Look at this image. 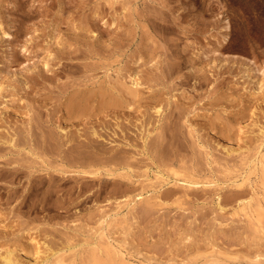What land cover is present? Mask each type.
<instances>
[{
  "label": "rangeland",
  "instance_id": "374dc122",
  "mask_svg": "<svg viewBox=\"0 0 264 264\" xmlns=\"http://www.w3.org/2000/svg\"><path fill=\"white\" fill-rule=\"evenodd\" d=\"M225 19L230 27L227 41L221 43L220 26ZM104 22L117 24L118 30L102 36L105 53L100 63H94L97 60L88 57L92 33L98 32L90 26ZM3 33L11 37L4 39ZM120 40L119 50L112 48ZM66 44L76 50L71 60L63 55L69 51ZM49 53L55 58L50 66L61 77L54 83L28 80L43 69ZM233 56L251 60L257 78L263 77L264 0H0V136L20 139L30 128L37 132L35 122L50 113L61 115L63 122L56 100L59 91L84 81L85 67L93 65L98 66L93 77L99 81H127L133 69L143 70L144 96L153 90L164 108L161 115L147 107L106 110L95 123L102 129L98 130L108 144L105 148L120 145L132 157L130 171H117L130 180L114 179L128 187L110 183L113 179L102 170L98 180L74 174L58 193L62 199L71 195V200L65 199L63 205L55 199L50 204L28 201L24 207L13 199L15 190L20 193L27 186L25 173L20 184L0 176V264L8 249L14 264H73L92 242L101 221L114 215L117 204L132 199L108 231L125 247L131 264H264V235L256 232L251 214L243 216L239 203L252 199V210L255 198L263 203L261 191H256V197L252 193L257 179L250 177L247 182V177L255 153L264 150V94L263 98L253 95L252 87L241 80L238 63L226 62L222 67L212 63L215 58ZM139 59L142 64L137 66ZM170 62L177 67L171 75L166 69ZM146 78H153L151 84L145 83ZM175 104L183 109L180 119L179 111L174 113L175 137H170V131L164 134L168 147L160 153L152 145H157L166 126L170 130L165 118ZM84 117L75 122L80 134L88 133L93 121ZM48 161L50 166L56 164ZM0 163L1 168L3 160ZM188 177L197 185L185 181ZM151 183L156 191L149 189ZM79 184L86 189H77ZM41 204L49 210L71 204V211L27 212L30 205L40 208ZM46 258L49 262H44Z\"/></svg>",
  "mask_w": 264,
  "mask_h": 264
},
{
  "label": "bare ground",
  "instance_id": "6f19581e",
  "mask_svg": "<svg viewBox=\"0 0 264 264\" xmlns=\"http://www.w3.org/2000/svg\"><path fill=\"white\" fill-rule=\"evenodd\" d=\"M19 9H20V7H19ZM90 27L92 28V30H95V32H98V34L92 33L93 34V41L91 43L92 51H91L88 58H90V59L93 58V59L97 60V62H94V63H100L102 58H103V57L101 58V56L102 55L104 56V53H105L104 50H102V48H104V41H101V38L103 35H109L111 33L116 34L115 31L118 30V28H117L118 25L117 24H108L107 22H104V24H102V25H99V23H93V24H91ZM229 27H230L229 22L225 19L220 26L221 43H224L227 41V37H228L227 32H229ZM117 35H120V34H117ZM10 37L11 36L8 33L2 34V38H4V39H8ZM114 39H117V37L115 36ZM121 42L122 41L120 40L117 44H114V46H112V48H114L115 50L116 49L119 50V46L121 45ZM66 45L69 47V49H68L69 51L64 52L63 55L66 56V59L71 60L74 57H76V50H70L71 44H66ZM81 45L84 46L85 44H81ZM85 46H87V44ZM22 52H24V54H25L28 52V50L25 49V47H24ZM112 53H115V52H112ZM60 54H61V52H60ZM111 54L108 53V56ZM213 54H217V53L214 52ZM51 56L52 55L49 53L45 57V62L43 63V69L36 73L37 78L36 77L34 78L33 76H28L27 79L28 80L40 79L43 83H52V82L54 83V81L56 82L58 80L57 79L58 76L61 77L60 75L62 73L58 72V69H55V68L50 66L52 64V60L55 59V58H52ZM237 58H238L237 56H233V59L222 58L221 60H219V59L217 60L215 58L212 60V63L213 64L218 63V66L220 65L221 67L223 65H225L226 62H230L233 64L238 63L239 66L242 67L241 76H240L241 80H243L244 83H246L247 85H250V88L252 87L253 95H256L257 97L263 98V94H264V71H263V77L261 79H260V77L257 78L256 71H255L256 65H254V63L251 60H248V59H245L242 57H240L241 58L240 60ZM61 59H64V58L61 57ZM140 60L141 59L137 60V62H135V65H137V66L141 65L142 62H140ZM230 60H233V62ZM97 67H95V65H93L92 67H85V71H86L85 73L87 74V76H85L86 79L83 76L84 81L80 82L79 84H71V85L69 84V86H64L59 91V94H58L59 96H58V99L56 98V100L59 101V103H60L59 104L60 111H63V113H64V116L62 117L64 120L63 122L66 121V122L70 123L69 126H68V124H65L61 121V119H60L61 115L54 117L56 113L54 115H52L50 113V114L46 115L47 117L44 120L40 117L42 119V122L39 119H38L39 120L38 122L37 121L35 122V128H33V129L36 130L37 132L33 131L34 132L33 133L31 131V128L26 130V131L24 129L25 135H23V133H22L23 137H21V138L19 137L20 139H16V137L14 139L12 136H5V137L0 136V150L2 151V153L0 152V159L3 160V164H4V166L2 164L3 167L0 168V176H2V178L9 179L12 182H15V183L17 182V184H20V182L24 176V173H25L27 186L21 192L19 191L20 193H18V191L15 190L14 191L15 195H14V199H13V200H15V198H16V202H17V199H19L17 203H20L21 206L23 205L24 207H26L28 201H31V202L33 201V203H35V204L37 202L38 203L40 202L42 204H44L45 202H49V204H50V201H53L54 199H55V202H59L60 204L63 205L64 200L66 199L69 201V200H71L72 196L71 195L70 196L65 195V197H64L65 199H62V198H60L58 193L61 192L62 188H65L68 185L71 178H73L74 174L78 175L79 178H80V176H82L84 178H92V179L97 178V180H98L101 177L100 171L102 170V171H105V175L107 177L113 179L112 181H110V183L112 182L113 184L128 187L127 184L122 183L121 181H114V179H123L126 181L130 180V177L128 175H126L125 173L124 174L117 173V171L125 170V169L130 171L131 167H130L128 160L132 157L128 158L127 157L128 152H126V150L124 148H121L120 145H113V146L109 145V147L105 148L104 145H108V144L105 143L102 139V135L100 133L101 132L100 130H102V129H100L99 127H96L95 123H96V121L99 120L98 117L100 116V114H102L106 110L110 111V112L113 111L115 113V111L118 112V111H122L124 109L125 110L130 109L131 106L147 107V108H150V110L151 109L155 110L154 113L161 115L164 108H161L162 104H160V100L158 98L159 95H157L156 92L154 93L153 90L150 89V91H148V93H147V96H144V94H146V93H144V90L141 89L143 81L140 78L141 77L140 74L146 73L143 70L140 72V71H137V68H136V70L133 69L132 73L127 76V79H128L127 81H126L125 77H124L125 78L124 80L121 78H118L115 81H112V80H110V81H106V80L99 81L96 77H93V75H94L93 72L96 71ZM174 67H176L175 62L174 63L170 62V65H167L166 69L168 72L170 71V75L175 71ZM34 70H35V68H28V71L33 72ZM48 73H50V74H48ZM88 73H93V74L89 75ZM15 76H16V74H15ZM19 76H20V74H19ZM67 78H69V77H67ZM201 78H203V77H201ZM201 78L199 77L200 80H201ZM152 79L146 78L145 83L148 85L151 84ZM44 87H45V85H44ZM161 94H162V92H161ZM50 98L48 99V101H50ZM51 101H52V98H51ZM46 102H45V104H46ZM153 103H155V106L151 107L152 106L151 104H153ZM165 103L167 106L169 105L168 100ZM178 103H182V102H178ZM37 104H38V102H37ZM52 105H53V102H52ZM181 106H177L175 104L174 108L171 109L170 115L167 116V118H165L170 123V124L166 123V125H169L170 130L165 125L166 127L164 128V130H162L161 135L157 139L158 142L156 141L157 145L156 146L152 145L153 148L156 147V149L158 151H160V153H161L162 147H165L168 145V144L164 145L167 143V140H165L166 137L164 136V134L165 133L167 134V131H170L169 132L170 134L168 133L170 135V137L171 138L175 137V135H174L175 133L173 130L174 128H172V121H174L173 119L175 118V116H174L175 111H179L177 119L178 118L180 119V115H181L180 111L183 110V109H181ZM50 111H52V110L50 109ZM3 112H4V110H3ZM56 112H58V111H56ZM121 115H123V114H121ZM37 116L38 115H36V117ZM84 116L88 117L89 121L91 119L93 121H92L90 129H88V133H85V134L81 133L80 134V129H79L80 125L78 123H75V122L80 121L82 118H85ZM17 117H18V115H17ZM31 119H32V117H31ZM29 120H30V118H29ZM85 121H86V119H85ZM25 122H26V120H25ZM27 122L30 124V121H27ZM29 124H25V125H29ZM100 125H102V124H100ZM194 126H195V124H194ZM29 127H31V125ZM29 127H27V128H29ZM116 127H118V126H116ZM98 129H100V130H98ZM111 134L113 135V133H111ZM144 134H145V132H144ZM82 136H84L83 140H81ZM109 140L110 139H108V142H111L112 144H113V142H116L114 140H111V141H109ZM20 141L23 144V146H21V147H20ZM171 146H173V145H171ZM162 152H163V149H162ZM144 155H145V153H144ZM48 159H51V161L55 162L56 164L54 166H50L52 163H50L48 161ZM162 160H164V159H162ZM57 162H59V163H57ZM171 173L176 177L180 176L179 175L180 173H177L174 170L173 171L171 170ZM176 177H175V179H176ZM250 177H254L257 179V181H255L253 186H252V191H253L252 193L256 197L257 196L256 191H258V190L261 191V193H263V197H262L263 203L260 204L261 202H259V198H255L256 209H255V206H253L254 209L252 210V208H251L252 199L251 200L247 199L248 201H245V200L242 202L240 201L239 203H241V205H242V207L240 208V211L242 213H244L243 216L245 215V217H248L247 213H249V215L251 214L250 218L253 219V221L255 222V225L257 228V229H255L256 232L264 235V150L262 152L257 151L255 153L253 161H252L251 172L249 173V176L247 177V182H249ZM153 178H155V176ZM178 180H179V178H177V181ZM182 180L184 181V178ZM85 181H87V180L85 179ZM107 181H109V180H107ZM185 181H187L191 184L193 183V184L197 185V183L196 182L194 183V181H191V179L189 177H188V180H185ZM100 182H102V181H100ZM103 183L105 184V183H109V182L103 181ZM75 186L80 191H82L81 189H83V188L86 189L85 187L81 188L80 184H79V187H77V185H75ZM148 187L151 191H156V189H157L156 187H154V185L152 183L149 184ZM92 188H90V190ZM74 189H75V187L72 186V191ZM70 190H71V188H70ZM84 192H85V190H84ZM12 195L13 194H11V196ZM139 195H141V193ZM140 199H142V198H139V200ZM132 201H133V199L125 202L123 205L117 204V207H116L117 211L114 213V215L108 216L101 221L98 229L93 234L92 242L88 243L85 246L84 250L77 255V257L72 261L73 264H131L127 260V256L125 253L126 252L125 247L123 245H121L116 239H113L112 237H110L108 234V231H109V228L111 227V225L116 222L117 217L119 216V211L122 208L129 206L132 203ZM175 203H176V201H175ZM42 204H41L40 208L35 207L33 205L32 206L30 205V207L27 208L28 209L27 212L34 214V213L44 212V211H46V209L48 211H55L56 209L59 208L58 207V208L49 210V207L45 208L46 204L44 205V207ZM133 205H135V204L133 203ZM21 206H20V208H21ZM64 206H61L59 209L65 213H67V214L70 213V211H71L70 207L69 206L64 207ZM17 208L19 209V207H17ZM221 209H223V207ZM22 210H23V208H22ZM48 211H46V212H48ZM9 212L11 213V210ZM74 212L76 214L79 213L77 210L76 211L74 210ZM150 212H152V211H150ZM254 213H255V215H254ZM31 242H32V240H31ZM8 250L5 252V255L2 257V260H3L4 264H14L13 258H12L13 252L8 251ZM44 262H49V258H46ZM255 264H260V262H256Z\"/></svg>",
  "mask_w": 264,
  "mask_h": 264
}]
</instances>
